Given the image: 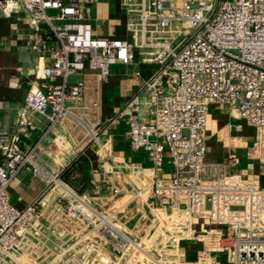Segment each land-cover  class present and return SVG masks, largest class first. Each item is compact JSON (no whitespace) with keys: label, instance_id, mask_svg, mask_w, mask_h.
Here are the masks:
<instances>
[{"label":"built area","instance_id":"2783aa9c","mask_svg":"<svg viewBox=\"0 0 264 264\" xmlns=\"http://www.w3.org/2000/svg\"><path fill=\"white\" fill-rule=\"evenodd\" d=\"M98 1L0 0L2 12L23 13L32 28L34 76L58 79L29 89L18 134L0 131V264H264V185L233 170L237 155L206 160L208 115L219 104L256 129L247 157L264 162V0H121L130 38L93 32L91 7ZM137 49L158 68L120 115H130L126 136L132 150L147 154L149 174L113 156L97 118L100 84L113 64L132 63ZM32 112L51 123L22 147ZM68 123L110 164L117 177L111 194L126 186L149 208L153 244L127 235L82 194L57 196L46 208L39 197L22 208L11 201L9 186L23 169L49 188L78 179L77 166L66 179L40 152L53 128ZM166 165L168 176L159 172ZM77 223L86 234L62 233ZM182 241L201 244L193 258H186Z\"/></svg>","mask_w":264,"mask_h":264},{"label":"crops","instance_id":"0c3cea01","mask_svg":"<svg viewBox=\"0 0 264 264\" xmlns=\"http://www.w3.org/2000/svg\"><path fill=\"white\" fill-rule=\"evenodd\" d=\"M91 11L93 32L96 35L130 38L126 27L127 14L121 0H99L91 7ZM31 34L32 28L24 21L23 13L7 15L0 10V131L9 134L19 133L17 115L19 109L24 106L29 89L33 86L45 89L51 83L58 82V79L36 78L32 73L36 53L29 48ZM157 68V62L143 60L137 49L132 63H116L111 66L110 78L100 84L98 93L100 110L97 118L104 124L101 130L103 141L107 142L113 156L121 163L140 167L148 174L152 172V166L147 154L144 151L132 150L126 136L130 115H120V112L132 95L141 90L144 80ZM137 71H140V75L136 74ZM86 77L88 78L76 75L73 80L79 81ZM112 116H117L116 122L107 124V120ZM31 118L34 126L29 129L27 135L21 134L22 147L37 142L51 123L46 116L37 112H32ZM237 125H240V128H236ZM78 130L70 123L67 128L55 126L40 149L45 160L57 172H63L71 163L76 162L78 179L65 187L49 188L29 170L23 169L9 186L11 201L22 208L39 197L41 205L46 208L57 196L71 200L73 192L82 194L97 210L113 217L127 235L141 239L147 246L153 244V223L150 222L149 208L139 199H133L126 186L119 196L111 194L110 185L117 181L116 174L111 171L109 163H104L97 145L85 140ZM255 137L256 129L237 116L236 111L214 104L207 120L206 160L226 162L231 155H237L240 162L233 170L264 185V162L247 157ZM128 171L137 183L143 182L140 175L133 170ZM159 172L168 176L172 167L166 165ZM68 177L67 174L66 179ZM94 182L103 186V189L95 188ZM195 227L199 230L204 225L196 222ZM79 228L78 223L77 226L65 225L62 233L66 232L73 237L86 234L89 230L85 227ZM200 247L199 242L182 241L186 258H193Z\"/></svg>","mask_w":264,"mask_h":264},{"label":"trees","instance_id":"16d2710c","mask_svg":"<svg viewBox=\"0 0 264 264\" xmlns=\"http://www.w3.org/2000/svg\"><path fill=\"white\" fill-rule=\"evenodd\" d=\"M76 166V162L71 163L63 172V176L67 174Z\"/></svg>","mask_w":264,"mask_h":264}]
</instances>
